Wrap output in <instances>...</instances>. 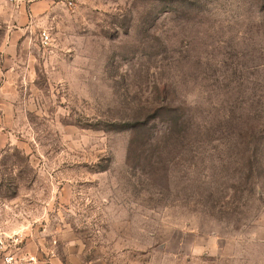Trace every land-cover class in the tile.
Returning <instances> with one entry per match:
<instances>
[{
    "label": "rangeland",
    "instance_id": "1",
    "mask_svg": "<svg viewBox=\"0 0 264 264\" xmlns=\"http://www.w3.org/2000/svg\"><path fill=\"white\" fill-rule=\"evenodd\" d=\"M0 232L35 264H264V0H0Z\"/></svg>",
    "mask_w": 264,
    "mask_h": 264
},
{
    "label": "built area",
    "instance_id": "2",
    "mask_svg": "<svg viewBox=\"0 0 264 264\" xmlns=\"http://www.w3.org/2000/svg\"><path fill=\"white\" fill-rule=\"evenodd\" d=\"M11 4L22 6V7H28L32 5L36 1L40 0H8ZM55 1V0H53ZM59 2H63L64 0H56ZM42 39L43 40H49L50 34L47 31L42 32ZM9 239L6 238L1 232H0V262L1 264H35L37 262L36 256H29L26 258V261L23 262L22 260H18L16 251L10 248L8 245Z\"/></svg>",
    "mask_w": 264,
    "mask_h": 264
}]
</instances>
